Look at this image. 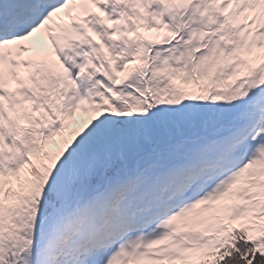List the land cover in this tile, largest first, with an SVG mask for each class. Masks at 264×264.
Returning a JSON list of instances; mask_svg holds the SVG:
<instances>
[{"label": "snow or ice", "instance_id": "snow-or-ice-1", "mask_svg": "<svg viewBox=\"0 0 264 264\" xmlns=\"http://www.w3.org/2000/svg\"><path fill=\"white\" fill-rule=\"evenodd\" d=\"M0 264H264V0H0Z\"/></svg>", "mask_w": 264, "mask_h": 264}]
</instances>
